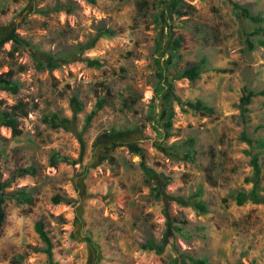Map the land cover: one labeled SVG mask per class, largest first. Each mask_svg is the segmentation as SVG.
<instances>
[{
	"label": "rangeland",
	"instance_id": "obj_1",
	"mask_svg": "<svg viewBox=\"0 0 264 264\" xmlns=\"http://www.w3.org/2000/svg\"><path fill=\"white\" fill-rule=\"evenodd\" d=\"M171 1L0 0V75L19 86L0 109L20 130L0 128V264H264V21L231 3L264 20V0H182L185 16ZM73 97L75 131L53 129ZM197 100L214 113L181 106ZM254 189L263 202L238 205Z\"/></svg>",
	"mask_w": 264,
	"mask_h": 264
},
{
	"label": "trees",
	"instance_id": "obj_2",
	"mask_svg": "<svg viewBox=\"0 0 264 264\" xmlns=\"http://www.w3.org/2000/svg\"><path fill=\"white\" fill-rule=\"evenodd\" d=\"M91 3H94L95 0H89ZM160 1V0H158ZM233 5V9L235 12H240L245 18H247L248 20H250L251 22H254L256 24H261L264 20L261 16H255L253 15L249 8H246L244 6H241L239 3L237 2H231ZM186 4L182 1V0H172L170 3H168V8L171 11L172 14H176L178 16H185L186 12L184 10V6ZM60 8H56L55 11H59ZM157 18H160V16H158ZM263 33V28L262 27H258L255 28L252 31V35H257V34H261ZM111 34V32L109 30H105V34H100L97 39L95 40V42L92 44L91 47L94 46V44L96 43V41L99 39V37H104L105 35ZM183 38H178L175 40V48L179 49L181 47V42H182ZM10 41H14L16 44H24V41L19 39L15 34H13L10 37H6L2 40V43H6V42H10ZM248 46L249 49L252 50L254 49V44L251 41H248ZM39 63V67H43L44 65H46V67L49 70H54L56 68V64L53 63H47L45 64L43 62V60L39 59L38 60ZM101 62L98 60H90L89 64L91 66L93 65H98ZM202 72V66L201 64H193L190 65L189 67L183 69L181 72H179L178 74V78L179 79H188L190 81H195L197 79H199L200 75ZM0 89L2 90H6L9 91L11 93H17L19 86L16 82L12 81L11 79L6 78L4 75H0ZM254 96L253 92H248L246 94H244L241 97V106H242V110L245 112L247 111V105H249L251 103V99ZM71 105L73 108V117L72 119H68V118H60L58 117L56 114L52 115L51 117H46L45 121L50 123L51 127L53 129H59V128H63L65 130H74V126L72 127V125L74 124V121L77 117V114L80 113L83 109L82 104L80 103V101L77 99V97H73L71 99ZM185 105H188L190 108L194 109L195 111L198 112H202V113H209V114H213L214 113V109L205 105L201 100H197V101H192V102H184L181 103L182 108H184ZM97 110L91 112L88 117H87V121H86V125L84 127V129L82 130V132L77 133V138L80 141V143L83 145L84 141H83V132L87 129V126L91 123V121L94 119L96 113L98 110H100L103 107V103L102 102H98L97 103ZM170 124H168L167 126L169 127ZM1 127H8L11 129L12 133L14 135H19L20 134V130H19V124H18V117L15 114V112L13 111H9V110H2L0 109V128ZM75 131V130H74ZM243 139L248 143L251 144V140H249L248 138H246L245 136H243ZM115 146V144L113 145ZM59 157H53L52 162L55 165V163H57V161L59 160ZM65 160V159H64ZM258 162L257 159L254 158V166L257 167ZM26 170H19L18 172H16V175L18 176H22L24 173H26ZM28 173V172H27ZM15 179V176H13L8 182L7 185L10 184L11 181H13ZM16 195L18 196V198H25V193L24 192H18L16 193ZM9 197H13L12 195H9ZM252 199L255 202H263V200H261L260 195L258 194V192L254 189L251 194H245V193H239L238 197H237V203L238 205H244L245 202L248 199ZM54 201L56 203H60L63 201V199H61V197H55ZM199 209L202 212L206 211V208L203 206H199ZM5 220V212L2 208H0V229L4 223ZM36 231L38 232L40 238L43 240V242L46 245V248L44 249V252L48 255V258L50 260L51 263L52 259H53V253H52V249H53V244L51 242L50 237L48 236L47 232L45 231L44 225L43 223L39 222L36 225ZM150 249H156L157 246H154L153 244H149L148 246ZM193 263L197 264H205V262L203 261H197V260H193Z\"/></svg>",
	"mask_w": 264,
	"mask_h": 264
}]
</instances>
